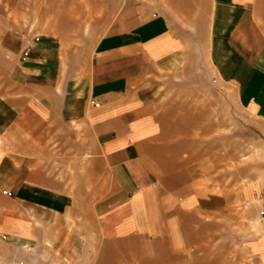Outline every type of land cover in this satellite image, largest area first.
Here are the masks:
<instances>
[{
    "label": "crops",
    "instance_id": "0c3cea01",
    "mask_svg": "<svg viewBox=\"0 0 264 264\" xmlns=\"http://www.w3.org/2000/svg\"><path fill=\"white\" fill-rule=\"evenodd\" d=\"M71 3L43 7L38 21L54 12L56 25L79 22ZM204 6L202 52L264 126V0ZM18 12L0 0V246L100 236L126 264L178 246L191 219L222 204L220 177L207 180L205 148L191 143L205 132H191L172 100L162 111L173 80L189 76L194 36L158 12L79 54L60 32L19 31ZM239 196L264 211L261 182ZM260 228L254 254L264 264V217Z\"/></svg>",
    "mask_w": 264,
    "mask_h": 264
},
{
    "label": "rangeland",
    "instance_id": "374dc122",
    "mask_svg": "<svg viewBox=\"0 0 264 264\" xmlns=\"http://www.w3.org/2000/svg\"><path fill=\"white\" fill-rule=\"evenodd\" d=\"M68 1L78 4L79 22L70 19L56 25L52 18L54 12L48 13L44 22L38 21L43 7L53 4L56 10L57 5ZM50 2L15 0L19 31L30 35L60 32L77 41L79 54H88L102 35L125 29L140 18L158 12L194 36L189 76L180 71L178 79L173 80L176 90L167 98L163 96L162 111L165 103L172 100L178 106L176 114L188 112L192 117L191 132H205V136H191V139H200V142L191 143L205 148L211 171L207 172V180L214 175L220 177L222 204H207L205 214L191 219L189 226L180 230L187 233L178 246L157 245L129 264H260L254 254V241L258 242L255 239L261 233L260 218L264 217V211L261 205L252 206L239 195L240 191L249 192L251 186L258 194L260 182L264 184V149L261 150V146L264 148V126L245 114L237 102V87L228 82V77L220 76L202 52L205 27L199 29V25L204 24V12H201L205 8L204 0ZM204 21L207 22L206 17ZM253 198L256 201L257 197L249 199ZM0 264L126 263L100 236H48L27 246L23 242L0 246Z\"/></svg>",
    "mask_w": 264,
    "mask_h": 264
},
{
    "label": "bare ground",
    "instance_id": "6f19581e",
    "mask_svg": "<svg viewBox=\"0 0 264 264\" xmlns=\"http://www.w3.org/2000/svg\"><path fill=\"white\" fill-rule=\"evenodd\" d=\"M190 121H191V120H190ZM182 129H183V128H182ZM261 147H262L261 150L264 149L263 146H261ZM256 150H257V149H256ZM258 151H259V150H258ZM256 152H257V151H256ZM257 153H258V152H257ZM260 155H261V154H260ZM116 254H117V253H116Z\"/></svg>",
    "mask_w": 264,
    "mask_h": 264
}]
</instances>
